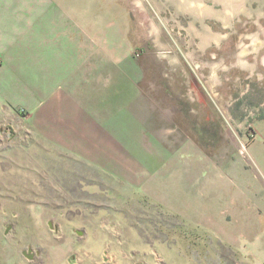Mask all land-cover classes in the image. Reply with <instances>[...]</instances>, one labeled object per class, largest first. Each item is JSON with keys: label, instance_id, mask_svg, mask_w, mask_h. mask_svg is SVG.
Here are the masks:
<instances>
[{"label": "rangeland", "instance_id": "1", "mask_svg": "<svg viewBox=\"0 0 264 264\" xmlns=\"http://www.w3.org/2000/svg\"><path fill=\"white\" fill-rule=\"evenodd\" d=\"M19 14L22 51L0 60L14 82L0 88V264H241L250 255L239 239L258 238L264 257L253 228L264 198V109L236 128L151 0H21ZM59 23L80 25L67 47L79 54L54 50L67 31ZM72 57L96 72L102 95L114 88L118 106L101 123L130 171L51 152L34 131L29 102H45L47 66L56 85ZM226 185L246 215L230 216ZM20 188L31 199H14Z\"/></svg>", "mask_w": 264, "mask_h": 264}, {"label": "crops", "instance_id": "2", "mask_svg": "<svg viewBox=\"0 0 264 264\" xmlns=\"http://www.w3.org/2000/svg\"><path fill=\"white\" fill-rule=\"evenodd\" d=\"M16 9L19 11L21 10V0H0V60L19 55L22 51V41L26 39V37L24 39L21 38L22 20L20 14L17 17L14 16ZM59 25L62 26V28H67V31L63 32L54 50L62 55L63 52L67 55L79 54L80 52L77 48L69 50L68 48L74 47V40H79V36L74 40L70 38V32L77 31V27H80V25L64 24L66 27L61 23H59ZM50 29V24H46L45 30L48 31ZM51 32L52 30L49 33ZM30 40L32 41V43L30 42L32 49L35 53H38V37L35 32L34 36L30 37ZM58 47H62V49H58ZM46 51L48 52H46V55L51 53L48 49ZM81 60L82 58L80 57H72L64 61L65 66L68 67H66L67 69L64 70L59 79L57 77L58 81H56V85L54 84V79L51 78L52 76H48L49 66H47L46 76L48 85L46 86L45 102L38 101L36 97L33 103L31 101L29 102L33 104L35 112L37 111L32 126L35 132L39 131L41 134H44L46 145L48 146L47 148L49 149L50 147L51 152H58L61 150L63 153L67 154L68 157H72L79 162H85L94 169H102L107 173L110 172V174H119V168L128 169L129 167L131 168V164L127 159L118 156L117 143L112 139L110 133H107L102 128L103 126L101 123L104 120H112L113 107H115V105L118 106V103L116 104L113 99L114 88H112L113 90H111L110 93L107 92L102 95L101 89L96 88L94 84L96 72L92 70L88 72L84 69L82 70L80 67ZM47 64L52 65V60H49V56ZM98 73L100 75V72ZM34 74H36V68L33 76ZM33 76L29 78V86L32 85ZM50 79H52L51 82ZM1 82H3V85ZM25 82L23 84H26ZM0 84V88L14 85L9 72L5 73V71L0 70ZM55 87L57 89H55ZM0 96H2L0 97L1 104L4 102V92L0 91ZM103 96L105 98L104 101L102 100ZM1 109L0 107V115ZM28 151L33 153L32 150ZM0 154L4 157L6 156L5 152L2 150ZM122 163L123 167L120 166ZM4 174L5 173H0V186L6 183L5 178L3 179ZM16 186L18 185L15 184V187ZM223 187L224 185L222 188ZM226 187L227 191H225L226 193L222 196L225 197L228 205L230 202L233 203L232 206H229L230 216L239 217L246 215L243 204L239 203L245 201V199L232 194L228 185H226ZM26 191H28V188L25 190L21 189V192L16 191L14 199L20 201L31 199L30 196L25 194ZM0 194L4 196L1 187ZM259 196V210H261L262 214L257 216L259 222L257 226L254 225L253 228H258L257 231L264 235V212L262 210L264 208V198L262 195ZM202 223L203 222L196 219V224L202 225ZM258 240L260 239L258 238ZM257 241L245 243L243 240L239 239L238 248H241V245H243V248L247 249L246 252L249 253L250 256L241 257L237 262L241 264H264V257H260L257 253L259 247Z\"/></svg>", "mask_w": 264, "mask_h": 264}, {"label": "water", "instance_id": "3", "mask_svg": "<svg viewBox=\"0 0 264 264\" xmlns=\"http://www.w3.org/2000/svg\"><path fill=\"white\" fill-rule=\"evenodd\" d=\"M151 1L236 128L264 109V0Z\"/></svg>", "mask_w": 264, "mask_h": 264}]
</instances>
